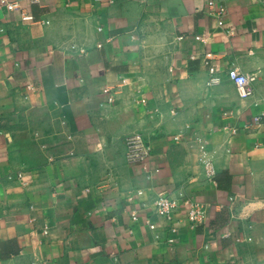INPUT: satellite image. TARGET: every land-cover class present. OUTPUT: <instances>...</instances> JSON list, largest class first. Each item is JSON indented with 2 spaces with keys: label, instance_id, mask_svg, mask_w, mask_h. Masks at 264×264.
Returning <instances> with one entry per match:
<instances>
[{
  "label": "crops",
  "instance_id": "0c3cea01",
  "mask_svg": "<svg viewBox=\"0 0 264 264\" xmlns=\"http://www.w3.org/2000/svg\"><path fill=\"white\" fill-rule=\"evenodd\" d=\"M11 1L0 264H264V0H226L220 25L207 0ZM232 68L255 75L251 96ZM134 133L151 146L147 172L126 157ZM160 194L178 202L172 220L155 214ZM186 199L209 204L203 221L188 220Z\"/></svg>",
  "mask_w": 264,
  "mask_h": 264
},
{
  "label": "built area",
  "instance_id": "2783aa9c",
  "mask_svg": "<svg viewBox=\"0 0 264 264\" xmlns=\"http://www.w3.org/2000/svg\"><path fill=\"white\" fill-rule=\"evenodd\" d=\"M32 2H38L39 0H31ZM99 2H112V0H96ZM207 6L209 7V12L212 16H214L217 20V23L222 24V18L226 12V0H207ZM0 8H4L7 11L15 10L19 8V4L17 1L11 0H0ZM23 21L26 22H37L36 18L30 13H23L21 16ZM47 22V21H45ZM101 28L99 27V30ZM196 39H202V36L197 34L194 36ZM101 44H98L100 47ZM209 57V56H207ZM205 63L208 65V78L207 85H211L217 83L219 81V76L217 74V70L213 64H211L207 59ZM226 77L230 80L239 97H248L253 93V81L255 80V75L252 73H245L240 71L237 68H232L226 73ZM111 100V97H109ZM144 101V100H143ZM254 123L260 122V116H255L253 118ZM243 127H247V125H243ZM236 130V128H234ZM175 139L178 136L174 137ZM126 144V157L128 161L132 164L139 165L143 170L147 172L148 168V158L151 155V146L148 141L142 136L140 133H134L125 138ZM200 155L199 161L205 169V177L207 179H213L216 168L203 144H200ZM18 176H21L18 174ZM137 194H141L142 190H136ZM187 209V218L192 223L195 224L197 222L203 221L207 207L209 204H203L199 202H195L192 200H183ZM155 206V214L164 218L165 220H172V213L176 208H178V202L175 198H172L168 194H160L154 200ZM137 212L131 213V219H137ZM147 224L150 229H155V223L147 220ZM47 230V229H45ZM169 236L167 238V242H173L175 239V233L177 232V228L174 225H170L168 228Z\"/></svg>",
  "mask_w": 264,
  "mask_h": 264
}]
</instances>
